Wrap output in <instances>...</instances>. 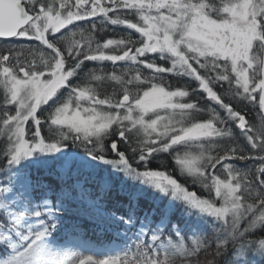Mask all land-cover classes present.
I'll use <instances>...</instances> for the list:
<instances>
[{"label":"snow or ice","instance_id":"snow-or-ice-1","mask_svg":"<svg viewBox=\"0 0 264 264\" xmlns=\"http://www.w3.org/2000/svg\"><path fill=\"white\" fill-rule=\"evenodd\" d=\"M79 22L93 32L123 26L138 38L128 33L93 46L88 36L85 46ZM13 40L38 44L0 52V138L11 170L8 186L0 187V264H74L81 253L72 250L80 245L69 247L80 231L73 213L87 214L118 241L90 250L79 264H177L206 246L192 235L201 226L215 233L224 264L264 261V238L255 236L264 232V116L261 126L252 125L216 90L227 84L231 95L264 113V0H0V41ZM86 61L97 62L100 74L90 69V82L81 86ZM103 62H111V72ZM169 76L179 78L175 88ZM105 80L122 89L120 98L115 90L101 97L91 83ZM44 113L51 140L42 135ZM198 113L207 118L197 120ZM241 136L252 151L238 143ZM162 153L208 197L151 169ZM53 162L60 182L55 204L48 198L53 187L32 172L52 175ZM97 172L154 189L159 213L154 207L138 217V192L117 215L108 207L113 184L97 181ZM37 191L44 193L39 201ZM177 207L191 247L180 223L170 224Z\"/></svg>","mask_w":264,"mask_h":264},{"label":"trees","instance_id":"trees-1","mask_svg":"<svg viewBox=\"0 0 264 264\" xmlns=\"http://www.w3.org/2000/svg\"><path fill=\"white\" fill-rule=\"evenodd\" d=\"M129 18L135 19L134 17H129ZM96 19L97 21H99L101 18L97 17ZM79 23L81 24L82 27L85 28V36L83 38V42H85V46H86V41H87L88 36H91L93 40V46H95V42H99L102 44L106 39H109V38H114V39L125 38L126 34L128 33H132L133 38H138V34H135L133 30L126 29L123 26H112L109 24L106 26L105 31L93 32L91 30L89 22H79ZM75 39L81 40L82 38L80 35H77ZM15 43H23L25 48L29 47V45L38 44V42H35V41L20 42V41L13 40L11 43L7 41H0V52H2L6 46H11V44H15ZM40 47H43V46H40ZM61 47H64L63 43L61 44ZM45 51H49V50H45ZM103 63L105 65L104 72L105 73L111 72L112 70L111 62H103ZM123 63L124 62H118V64H123ZM85 64L87 65V67L84 68V71L81 72L80 77L77 80V83H80L81 86L90 82L88 77L85 75V73H88L90 69L95 70L97 74H100L97 62L86 61ZM140 67L142 68V66ZM149 71L150 70L143 69L144 74H148ZM178 79L179 78L177 77L169 76L166 82L170 83L172 87L175 88L177 86ZM184 79H187V78H184ZM91 83H93L96 86L101 97L105 95H111L114 90L116 92L117 99L120 98L123 94L122 89L112 81L105 80L103 82H91ZM140 87H147V85H142ZM216 90L224 97L225 102L232 103L236 110L240 111L242 114H245L246 118L252 125L256 127L261 126L262 121L260 117H262V113L259 112L258 104L253 105L247 101H240L239 98L234 97L227 91L228 90L227 84H224L223 88L217 85ZM234 90L235 89L233 86L232 91ZM61 91H65V90H61ZM2 99H3V93H2V90H0V102H2ZM204 103H207L215 107V105L212 104V102L201 101V104H204ZM43 107H47V106H43ZM47 117H48V113H44L43 119L45 123L42 126V135H44L46 139L51 140L53 137L48 132L49 124L47 123ZM195 118L197 120L205 119L207 118V114L198 113V114H195ZM233 129L236 134H239V129H235L234 125H233ZM121 143L123 144V142ZM238 143L245 146L247 151H252L250 145H248L247 140L244 137L242 136L239 137ZM124 147H127V146L124 145ZM6 148H7L6 138H0V187L8 186L9 173L11 171L7 167L6 158L4 155V153L6 152ZM74 151L81 152L82 154L81 149H74ZM128 155L129 157H131L130 149H129ZM110 158L112 157L110 156ZM234 163L242 164L243 162L235 161ZM248 163L253 164L252 161H249ZM258 163L259 162H255L257 166H258ZM133 164L135 166V161H133ZM217 167L219 168L220 166L218 165ZM57 168H58V164L56 162H53L48 166L47 171L52 173V175H45L44 168H40V169L33 168L32 169L33 178H35L36 174H39L40 176H43L46 184L51 185L53 187V191L48 196V198L51 199L53 204H55V201H56L55 193L59 191V187H60V182L58 179H56ZM150 168L153 170H156V169L166 170L169 173H171L174 178L178 179L179 182H181L182 184H185L189 188V190L196 191L202 197H205V198L208 197V193L202 187H200L199 185L193 184L191 181V178L184 177V175H182L179 172L171 156H168L167 154H163V153L160 154V158L157 160H154L150 164ZM141 170L143 169L141 168ZM252 171L254 174L255 172L254 167ZM218 174L221 175L222 178L227 177V174L225 175L222 169ZM118 175L120 179H114L113 176H106V174L103 172L96 173L97 181H104L105 179H107L113 184V190L109 193L107 197L108 207L111 210L115 211L117 215L125 214L126 213L125 206L129 204L130 197L134 193L139 192L140 198L137 201V204H138L137 213H136L137 216L138 217L143 216L145 212L150 211L154 207L157 208V213H159V207H162L163 205H160L159 207L157 206V201L155 200V195H154L155 193L154 189H151L148 186L139 185L138 182H135L129 178L124 177L123 174H118ZM121 181H123V183H121ZM92 188L97 189L98 184H93ZM34 196H35V199L39 201L44 197V193L42 191H37L36 193H34ZM64 215L68 216L67 213H65ZM70 218L74 220L80 227V231L78 233L73 234V239L70 245H80V247L78 248L81 249L83 252L92 254L90 250L96 249L100 246L114 247L118 243V241L114 239L113 233L111 231L105 230L103 233H101L99 230L98 223L90 219L87 214L76 215L75 213H73L71 214ZM3 219H4L3 215H0V220H3ZM153 219L156 222H158L159 215L157 214V216L154 217ZM169 221H170V224H176L177 222H179L180 226L184 228V223H183V220L181 219V210L179 207L169 212ZM138 223L139 221H137V225ZM2 227H4V225H0V228ZM204 232H207L208 236L206 237L203 236L202 233ZM167 234H170L168 230H166V235ZM183 235L185 236V242L188 244L189 247H191L192 245H191V239L189 238L188 228H184ZM192 235H195L198 238L205 239L206 246L202 248L200 253L196 256L188 257V258H178L177 264H189V262H191V264H210V262L211 264H224V260L227 258H222L216 255V244H215V233L214 232H212L207 226H201V231L193 232ZM255 236L257 238H264V232L257 231L255 233ZM173 238L178 239L174 235H173ZM209 241H211L212 243L211 248L207 247V244L209 243ZM256 243H258V239H256ZM229 251L230 252L232 251L231 246L229 247ZM256 262H259V264H264V261H260V258L258 256L254 258V264H256Z\"/></svg>","mask_w":264,"mask_h":264},{"label":"rangeland","instance_id":"rangeland-1","mask_svg":"<svg viewBox=\"0 0 264 264\" xmlns=\"http://www.w3.org/2000/svg\"><path fill=\"white\" fill-rule=\"evenodd\" d=\"M106 51H107V50H106ZM109 51H113V49H109ZM161 63H162V62H161ZM65 95H66V91H65ZM10 110H11L13 113H14V111H15L14 107L11 108ZM29 123H31V122H29ZM32 131H34V128L32 129ZM29 138L31 139V136H29ZM178 170H179V169H178ZM179 172H180V171H179ZM181 174H182V173H181ZM182 175H183V174H182ZM225 175H226V173H225ZM184 177H186V176L184 175ZM187 178H188V177H187ZM224 179H227V177H224ZM213 196H214V195H213ZM69 247L72 248V245H69ZM72 250L81 253V255H79V256L76 257L74 264H79V260H80V259H85V258H87L88 255H91V253L83 252V251H82L81 249H79V248H72ZM133 250H134V249H133ZM95 258H96L97 260H99V259H102L103 257H102V256H96Z\"/></svg>","mask_w":264,"mask_h":264},{"label":"water","instance_id":"water-1","mask_svg":"<svg viewBox=\"0 0 264 264\" xmlns=\"http://www.w3.org/2000/svg\"><path fill=\"white\" fill-rule=\"evenodd\" d=\"M262 116H264V113H262Z\"/></svg>","mask_w":264,"mask_h":264}]
</instances>
